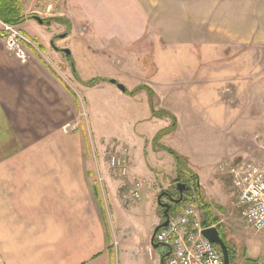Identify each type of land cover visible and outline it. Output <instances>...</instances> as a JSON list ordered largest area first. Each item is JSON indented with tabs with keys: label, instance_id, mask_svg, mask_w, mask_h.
I'll use <instances>...</instances> for the list:
<instances>
[{
	"label": "rangeland",
	"instance_id": "obj_1",
	"mask_svg": "<svg viewBox=\"0 0 264 264\" xmlns=\"http://www.w3.org/2000/svg\"><path fill=\"white\" fill-rule=\"evenodd\" d=\"M22 4L25 19L15 26L30 56L28 63L45 64L65 92L66 108L58 111L64 113L65 124L58 128L64 132L59 162L64 160L66 176L115 178L118 193L98 188L99 202L108 214L118 205L128 211L114 212L117 264H159L157 254L166 249L151 247L146 235L155 215L165 218L158 196L167 192L178 197V181L199 186V192L194 191L197 213L203 222L208 217L202 201L211 207L208 221L219 219L238 255L237 264H248L247 260L264 264V230L245 228L226 166L240 160L264 161V117L255 114L258 107L264 109V98L253 95L251 84V78L261 79L263 95L264 47L241 42L210 48L208 53L179 48L154 52L152 46L147 51L118 38H109V43L100 37L89 40L87 35L59 38L70 32L69 27L57 29L53 24L62 18L45 24L32 19L31 26L24 25L34 15L45 19V9L47 14L56 13V2L47 6V0H22ZM4 28L0 22L3 36ZM55 46L72 54L55 51ZM111 149L120 158L125 156L126 166H109ZM171 150L181 158L180 165ZM137 181L144 183L140 198L125 200L126 190ZM145 188H155L156 193L147 197ZM182 207L176 205L172 216Z\"/></svg>",
	"mask_w": 264,
	"mask_h": 264
},
{
	"label": "crops",
	"instance_id": "obj_2",
	"mask_svg": "<svg viewBox=\"0 0 264 264\" xmlns=\"http://www.w3.org/2000/svg\"><path fill=\"white\" fill-rule=\"evenodd\" d=\"M52 2L57 12L45 9L44 24L62 18L53 24L69 27L65 38H118L154 52L208 53L241 42L264 47V0H47V6ZM57 79L38 60L22 64L12 58L0 37V264H117L113 218L122 207L108 214L96 193L104 186L118 193L117 182L66 176L64 160L59 162L64 132L58 128L65 124L64 113H58L66 108L65 92ZM260 81L251 78L253 95L261 100ZM255 110L264 117V109ZM154 189L144 193L151 197ZM163 221L155 215L146 235L150 245L153 228ZM165 249L157 254L159 264Z\"/></svg>",
	"mask_w": 264,
	"mask_h": 264
},
{
	"label": "built area",
	"instance_id": "obj_3",
	"mask_svg": "<svg viewBox=\"0 0 264 264\" xmlns=\"http://www.w3.org/2000/svg\"><path fill=\"white\" fill-rule=\"evenodd\" d=\"M0 22L4 24L7 32L4 39L9 53L21 63H28L30 56L22 46L19 28L1 20ZM110 151L112 152L107 155V162L112 169L127 165L125 156L120 158L116 155V150ZM226 166L238 192L236 206L245 228L264 230V164L247 161ZM143 187L144 183L137 181L133 187L126 190L124 199H139ZM204 228L206 227L197 213V208L191 201L185 202L177 215L171 214L168 226L159 229L155 236V242L165 244L169 250L165 264H225L220 247L202 234Z\"/></svg>",
	"mask_w": 264,
	"mask_h": 264
},
{
	"label": "water",
	"instance_id": "obj_4",
	"mask_svg": "<svg viewBox=\"0 0 264 264\" xmlns=\"http://www.w3.org/2000/svg\"><path fill=\"white\" fill-rule=\"evenodd\" d=\"M34 20L38 21L40 24H43L45 22V19L42 18L41 16H38V15H34L32 17ZM67 35L66 34H61L59 35L60 38H65ZM54 44V43H53ZM55 49L56 50H59V51H62L64 52L65 54L67 55H71L72 54V51L70 49H59L58 47L55 46ZM111 82L113 84H117L118 87L123 91L125 92L126 91V86H124L123 84L121 83H118L116 81V79H111ZM188 186V187H187ZM176 188L177 190L180 192V198L178 200L176 199H173L170 194H168L167 192H162L158 198H157V202H158V205L161 206L162 208H165L164 210V221L162 223H160L154 230V233H153V236H152V239H151V245L152 247L154 248H159L161 246L163 247H167L165 244H160V243H156L155 242V236L157 234V232L159 231V229H161L162 227H166L168 226V223H169V211L171 209V204L170 203H166L163 201V197L165 196H170V200L171 202H175V203H178L180 202L182 199H183V196H184V190H189L190 189V185L186 184V183H183V182H178L176 184ZM202 234L213 244H216L220 247L222 253H223V257H224V262L225 264H230V253H229V248L226 244V242L224 241L221 233H220V230L216 227V226H210V227H206L203 229L202 231ZM170 253L168 252L166 254V256L162 259V264H165L164 263V260L165 258L169 255Z\"/></svg>",
	"mask_w": 264,
	"mask_h": 264
},
{
	"label": "trees",
	"instance_id": "obj_5",
	"mask_svg": "<svg viewBox=\"0 0 264 264\" xmlns=\"http://www.w3.org/2000/svg\"><path fill=\"white\" fill-rule=\"evenodd\" d=\"M24 11V7L22 4V0H0V20L3 21L6 24H12V25H19L22 24L24 22V17L25 15L23 14ZM33 17V16H31ZM52 19H56V18H52ZM49 20V19H47ZM0 37H3V34L0 32ZM93 81V80H92ZM93 83V82H91ZM127 91V90H126ZM171 152L175 155L176 159L178 160V164H181V158L171 150ZM193 185V184H192ZM194 191L197 193L199 192V186L195 185L194 188L192 189L191 193H189V196H186L187 194H185L183 196V199L181 200V204L182 206H184L185 202L187 201H191L194 202L195 204V194ZM97 193V191H96ZM178 197L180 198V194L178 193ZM203 203V208L207 209L205 210V212L207 213L208 217L206 220H203V225L205 227H209L212 225L217 224V228L220 230V228L222 229V224L219 223V219L215 218V220L213 222H209V216H212L211 213V207L206 206V204L202 201ZM180 204V205H181ZM206 206V207H205ZM183 208V207H182ZM181 208V209H182ZM224 241L226 242L228 248H229V253H230V264H237V258L238 255L236 254L235 249H233L230 244L228 243L225 234H221ZM247 263H253L250 260H247Z\"/></svg>",
	"mask_w": 264,
	"mask_h": 264
},
{
	"label": "flooded vegetation",
	"instance_id": "obj_6",
	"mask_svg": "<svg viewBox=\"0 0 264 264\" xmlns=\"http://www.w3.org/2000/svg\"><path fill=\"white\" fill-rule=\"evenodd\" d=\"M178 182H182V181H178ZM183 183H186V184H188V185H190V189L189 190H184V195L185 194H189V193H191V191H192V189H193V185H192V183H190V182H183ZM188 187V186H187ZM178 193L180 194V192L178 191ZM181 195V194H180ZM170 196L173 198V199H176V200H178L179 199V197H177V196H174V195H172V194H170ZM170 196L168 197V202L166 201V203H170L171 204V209H170V211H169V215H171V213H172V211H173V208H175V206L176 205H180L181 204V201L180 202H178V203H175V202H170V200L169 199H171L170 198ZM165 202V201H164ZM164 210H165V208H163V213H164ZM220 233L221 234H224V231H223V229H221L220 228Z\"/></svg>",
	"mask_w": 264,
	"mask_h": 264
}]
</instances>
